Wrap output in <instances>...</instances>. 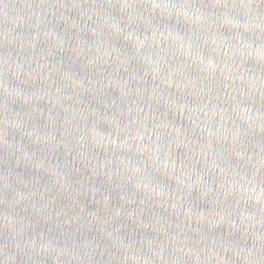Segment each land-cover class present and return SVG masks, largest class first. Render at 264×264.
<instances>
[{"label": "water", "instance_id": "obj_1", "mask_svg": "<svg viewBox=\"0 0 264 264\" xmlns=\"http://www.w3.org/2000/svg\"><path fill=\"white\" fill-rule=\"evenodd\" d=\"M0 264H264V0H0Z\"/></svg>", "mask_w": 264, "mask_h": 264}]
</instances>
